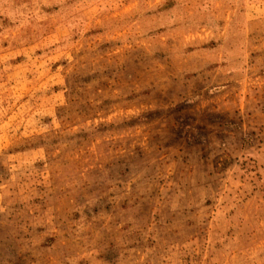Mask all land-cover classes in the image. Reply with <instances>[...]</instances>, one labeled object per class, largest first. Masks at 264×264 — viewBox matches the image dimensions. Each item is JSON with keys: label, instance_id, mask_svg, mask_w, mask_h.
I'll list each match as a JSON object with an SVG mask.
<instances>
[{"label": "rangeland", "instance_id": "rangeland-1", "mask_svg": "<svg viewBox=\"0 0 264 264\" xmlns=\"http://www.w3.org/2000/svg\"><path fill=\"white\" fill-rule=\"evenodd\" d=\"M0 264H264V0H0Z\"/></svg>", "mask_w": 264, "mask_h": 264}]
</instances>
